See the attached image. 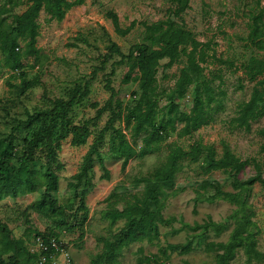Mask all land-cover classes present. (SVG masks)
I'll return each mask as SVG.
<instances>
[{
  "label": "trees",
  "instance_id": "16d2710c",
  "mask_svg": "<svg viewBox=\"0 0 264 264\" xmlns=\"http://www.w3.org/2000/svg\"><path fill=\"white\" fill-rule=\"evenodd\" d=\"M27 2L29 4L21 13L13 10L18 0H4L0 4V52L4 65L13 70L26 67L23 54L38 55L40 52L37 47L40 32L38 16L42 10L48 13L50 19L62 20L72 6L81 4L84 0ZM189 7L190 0H171L165 18L150 23L143 22L144 42L134 44L125 53L112 41L108 52L104 54V64L109 58L119 55L120 59L115 63L126 65L122 80L139 83L141 93L133 105L124 104L108 76L105 86L110 91L109 97L102 105L98 102L90 104L95 109L94 116L78 118L76 108L84 105L91 92V81L98 69L95 68L90 77L76 81L67 96L52 98L50 107L27 111L24 120L13 125L11 132L0 136V195L40 191V198L29 203L24 213L28 210H44L48 214H54L59 217L60 223L66 225L67 230L76 232L79 238H83L86 234L84 223L88 216L85 196L95 185L94 164L98 163L102 169L101 179H110V171L106 167L102 151L106 133L110 134L112 154L122 158L121 168L125 169L132 157L146 154L172 131H177L179 136L190 135L201 126L209 124L222 105L224 92L221 89L217 92L211 81L201 77L202 67L199 61L205 60L206 47L209 44L198 40L182 21V16ZM106 16L111 19L115 31L121 35H126L135 25L132 22L131 25L122 27L117 13L113 10H108ZM245 39L251 46L264 47V9L250 16ZM21 42L25 43L23 50L20 47ZM182 54L186 55L187 64L181 67L175 86L166 91L169 100L166 114L157 119V72L161 60L167 58L166 64L170 66ZM218 59L222 63L228 62ZM230 64L233 65L232 62ZM242 67L253 86L249 98L238 106L232 123L238 129L250 131L252 122L264 116V55L250 56ZM29 83L36 85L38 80ZM191 84V105L188 109L179 110L180 98L187 95ZM106 111L109 116L105 125L94 134L90 142L93 126ZM116 121L124 123L130 129L132 141L121 126L116 125ZM21 129L25 134L20 142H16L15 132ZM257 132L264 138V127ZM139 136L142 140L140 149L135 146ZM67 138H70V143L74 146L88 147L78 170L68 179L67 185L74 190V195L69 204L61 205L51 192L59 186L58 172L64 168L59 152L62 141ZM261 151L264 152V141ZM201 157L203 172L222 170L232 189H225L220 180L213 176L204 177L192 184L196 192L195 199L208 202L226 200L234 207L225 220H214L208 216L202 222L188 224L190 231L186 240L168 243L161 248L162 252L170 249L187 253L192 250L196 239L203 237L209 230L216 234L226 230L228 219L233 220V227L227 240L204 241L203 248L214 254L213 264H232L240 248L245 249L249 258L260 257L261 253L256 248L259 229L250 199L256 183L264 187V167L261 160L255 157L242 158L229 147H225L218 154L214 145L196 141L187 148L171 143L164 163L157 165L146 175L135 177L130 186L116 185L105 197L107 203L101 211L102 218L110 220L111 223L123 219L124 223L98 237L102 249L92 258V263L117 264L124 247L140 240L152 242L159 238L160 225L167 221L164 215L167 189L175 186L176 173L182 167L181 161L186 159L195 162ZM250 164L253 165L254 172L244 177L242 174ZM126 195L129 198H125ZM120 200L124 201L122 205H118ZM68 209L70 212H67ZM69 217L71 221L68 220ZM0 233V254H8L7 260L0 255V264H29L30 261L38 260V254L31 252L23 240L13 234L7 223L0 221ZM36 235L59 239L58 232L54 230L37 232ZM139 253V264H166L159 254H143L142 250ZM22 256L25 257L24 262ZM185 264L193 263L185 261Z\"/></svg>",
  "mask_w": 264,
  "mask_h": 264
},
{
  "label": "rangeland",
  "instance_id": "374dc122",
  "mask_svg": "<svg viewBox=\"0 0 264 264\" xmlns=\"http://www.w3.org/2000/svg\"><path fill=\"white\" fill-rule=\"evenodd\" d=\"M4 0H0V4ZM27 0H18L14 11L21 13L27 7ZM171 0H84L83 3L72 6L62 20L50 19L47 12L42 10L38 16L40 32L37 38L38 55L23 54L26 67L13 70L4 65L0 52V136L11 132L13 125L24 120L27 111L44 109L51 106V99L58 96H67L76 81L88 78L93 70L97 69L91 81V92L84 101V105L76 108L78 118H88L95 115V109L90 105L98 102L102 105L109 97L110 91L106 88V78H111V85L116 89L118 97L127 105H133L141 93L137 81L124 82L122 80L126 70L125 64H116L120 59L114 55L104 64V54L112 41L116 42L125 53L134 44L144 42L143 22H153L167 16ZM264 9V0H190V7L184 12L182 21L202 42H206L205 60L199 61L201 77L211 81V84L223 90L222 105L217 109L214 119L201 126L190 135L179 136L177 131H172L168 137L143 155L132 157L125 169L121 168L122 158L115 157L110 150V134L105 135V144L102 147L106 167L110 171V179H101L102 169L98 163L94 164V187L85 196L88 206V216L84 223L86 234L79 238L76 232L67 230L66 225L58 221L59 217L48 214L44 210H28L26 206L40 198V191L25 192L17 195H0V221L8 224L13 234L21 238L24 245L31 251L37 232L45 233L50 230L58 232L59 239L66 245L72 256L74 264H93L92 258L101 251L102 244L98 237L106 235L124 223L123 219L115 223L104 219L101 211L106 207L105 197L119 184L132 185L137 176L150 173L157 165L166 161V156L171 143H178L188 147L191 143L201 141L212 144L218 154L225 147H229L236 155L242 158L255 157L262 162L264 167V152L261 144L264 138L257 130L264 127V116L252 122L250 131L234 127L232 118L236 115L238 106L250 96L253 82L249 81L242 65L250 56H263L264 47L251 46L245 39L250 23V16ZM108 10L117 13L122 27L135 22L132 29L121 35L115 31L114 25L106 16ZM21 42V50L25 48ZM221 60H228L222 63ZM167 58L161 60L157 72L158 103L157 119L166 114L168 97L166 91L175 86L184 67L186 55L168 66ZM230 62L233 63L230 64ZM103 66V67H101ZM113 71V73H111ZM32 80H38L32 85ZM243 84V87H240ZM190 85L187 95L180 98L179 110L188 109L191 105ZM215 103H213L214 105ZM109 116L106 111L93 126L94 134L102 128ZM121 126L129 140L133 137L130 129L124 123L116 121ZM15 141L20 142L25 134L23 129L15 132ZM136 148L140 149L142 140L140 136L135 141ZM88 145L74 146L70 138L62 141L59 157L64 168L59 174V186L51 192L61 205L69 204L74 195V190L67 183L82 161ZM201 157L192 162L182 160V167L176 173L175 186L167 189L164 215L167 221L160 225V236L150 242L146 239L131 243L124 247L117 264H139V251L143 254H159L166 264H213L214 254L203 248L206 240H227L233 227V220L227 219L226 230L216 234L209 230L203 237L196 239L193 248L187 253L176 250H165L168 243L185 241L189 233L188 224L202 222L208 216L214 220H225L234 205L226 200L208 202L196 200L193 189L195 180L213 176L220 180L225 189H232L229 179L222 170H213L204 173ZM254 172L252 164L248 165L243 176ZM184 187V188H183ZM125 198H129L128 195ZM255 209L254 219L258 226L256 235V248L261 253L260 257L247 255L244 248H240L232 264H264V187L256 183L251 196ZM120 200L118 205H122ZM70 212V209L67 210ZM68 220L71 221L69 217ZM1 237V233H0ZM11 253V252H10ZM2 255V254H0ZM8 254L2 257L7 260ZM21 259L24 262L25 257ZM29 264H40L37 260Z\"/></svg>",
  "mask_w": 264,
  "mask_h": 264
},
{
  "label": "built area",
  "instance_id": "2783aa9c",
  "mask_svg": "<svg viewBox=\"0 0 264 264\" xmlns=\"http://www.w3.org/2000/svg\"><path fill=\"white\" fill-rule=\"evenodd\" d=\"M31 252L38 254L40 264H74L65 244L54 236L37 235Z\"/></svg>",
  "mask_w": 264,
  "mask_h": 264
}]
</instances>
